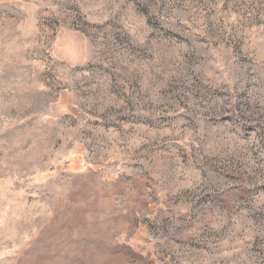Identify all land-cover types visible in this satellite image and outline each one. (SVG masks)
Returning <instances> with one entry per match:
<instances>
[{
  "label": "rangeland",
  "instance_id": "374dc122",
  "mask_svg": "<svg viewBox=\"0 0 264 264\" xmlns=\"http://www.w3.org/2000/svg\"><path fill=\"white\" fill-rule=\"evenodd\" d=\"M0 264H264V0H0Z\"/></svg>",
  "mask_w": 264,
  "mask_h": 264
}]
</instances>
